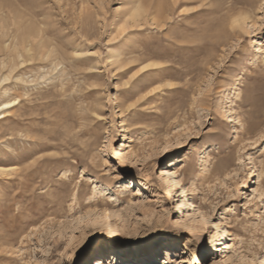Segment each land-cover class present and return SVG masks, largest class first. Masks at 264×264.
I'll return each mask as SVG.
<instances>
[{"label": "rangeland", "instance_id": "1", "mask_svg": "<svg viewBox=\"0 0 264 264\" xmlns=\"http://www.w3.org/2000/svg\"><path fill=\"white\" fill-rule=\"evenodd\" d=\"M15 99L0 264H264V0H0Z\"/></svg>", "mask_w": 264, "mask_h": 264}, {"label": "bare ground", "instance_id": "2", "mask_svg": "<svg viewBox=\"0 0 264 264\" xmlns=\"http://www.w3.org/2000/svg\"><path fill=\"white\" fill-rule=\"evenodd\" d=\"M140 8V7H139ZM137 9V11L135 12V16H137V17H139V16H141V10L140 9ZM134 16V17H135ZM20 24V23H19ZM18 25V24H17ZM17 27V26H16ZM18 27H19V25H18ZM23 27H24V25H23ZM28 28V27H27ZM27 30V29H26ZM20 30H18L17 32H19ZM39 31V30H38ZM16 32V33H17ZM32 32V31H31ZM39 32H41V31H39ZM30 33V32H29ZM6 34V33H5ZM2 35V34H1ZM15 37V36H14ZM17 38V37H16ZM16 38H15V40H16ZM29 40V39H28ZM35 41V40H34ZM30 42V41H29ZM31 42H32V40H31ZM48 44V43H47ZM26 45H27V43H26ZM260 46H262V44L260 43L259 44ZM53 46V45H52ZM7 47V46H6ZM40 49H39V51H38V53H39V55L42 57L43 55H44V52H43V48H42V46H40L39 47ZM55 49V48H54ZM263 49V47H260L259 48V50H262ZM51 50V49H50ZM26 51L27 52H29V53H31V54H29L30 55V58H32L33 56H34V49H33V44H31V43H29L28 44V46H27V48H26ZM33 52V53H32ZM54 52H56V51H54ZM46 53V52H45ZM46 55V54H45ZM48 55V54H47ZM43 57H45V56H43ZM115 57V56H114ZM39 58V57H38ZM43 59V58H42ZM23 61V60H22ZM22 61L20 62V64H24V63H22ZM28 61H29V59H28ZM30 61H32V60H30ZM24 62V61H23ZM121 63H123V62H121ZM156 66V64L155 63H152V62H148V63H145V64H143L142 66H141V71L142 72H146V71H148V70H150L151 68H153V67H155ZM13 68V67H12ZM17 68V67H16ZM14 69H15V67H14ZM13 69V70H14ZM11 73H12V71H11ZM10 75V74H9ZM10 77V76H9ZM8 77V78H9ZM10 79V78H9ZM7 80V78H5V81ZM22 80L24 81V78H22ZM4 81V80H3ZM2 81V82H3ZM17 98V97H16ZM17 99H15V100H7V101H5V102H3L1 105H0V115H3V114H5L6 113V111L5 110H10L11 108H14V106L17 104L16 101ZM19 104V103H18ZM4 111V112H3ZM231 113V112H230ZM5 116H3V117H1V118H4ZM11 170H14V167H0V173L2 174V173H8V172H10ZM263 180L262 181H260V182H256L255 183V186H256V184H257V187H255L254 189H253V194H258V195H262V193H261V187L260 186H264V178H262ZM138 192L136 193V194H138L139 193V190H137ZM96 215V217H97V219H105V218H110V217H117V216H119L120 214H118V213H107L106 211H102V212H100V213H95ZM197 214H195V216H196ZM121 216V215H120ZM205 215H201V217L199 218L200 219V223L202 224V226H206V224H207V222L205 221ZM83 223V221L79 224V225H81ZM78 228H79V226H78ZM77 227H76V229H78ZM217 231V230H216ZM225 232L224 233H221V232H219L218 234L216 233V236H213L212 237V240H213V243H214V245L215 246H217V247H220V246H222V245H224V243H223V240H224V238H225ZM150 244V243H149ZM170 247V249H169V252L171 253V252H173V248H172V246H169ZM220 250V249H219ZM191 260H192V258L191 257H185V258H181L180 257V263H182V264H190L191 263ZM215 264H223V260L222 259H218V260H216V262H215Z\"/></svg>", "mask_w": 264, "mask_h": 264}]
</instances>
